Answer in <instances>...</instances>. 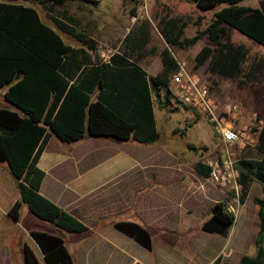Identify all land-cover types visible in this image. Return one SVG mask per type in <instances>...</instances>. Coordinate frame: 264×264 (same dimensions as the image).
<instances>
[{"label":"trees","instance_id":"obj_1","mask_svg":"<svg viewBox=\"0 0 264 264\" xmlns=\"http://www.w3.org/2000/svg\"><path fill=\"white\" fill-rule=\"evenodd\" d=\"M42 4H64L66 0H26ZM98 4L97 0H82ZM202 10H215L204 34L208 43L196 56L197 66L209 60L210 72L244 83L254 82L262 61H253L244 70L248 51L228 42L230 30H237L264 47V11L240 5L242 0H188ZM57 27L82 43L68 44L60 32L41 18L38 10L22 0H0V89L8 107H0V162L6 164L16 179L20 191L8 216L19 221L24 204L41 220L50 222L70 233H86L89 226L80 218L44 196L40 190L45 171L38 162L52 135L62 143H74L89 137H112L152 145L161 139L157 125L155 103L165 107L171 103L169 74L178 67L171 52L161 53L162 71L148 72L128 52H115L108 60L97 54V43L76 25L53 17ZM183 19L163 18L160 31L171 46L182 42ZM149 33L138 44L146 45ZM199 37H193L191 42ZM127 41L132 37L128 35ZM135 41V39H134ZM134 51V49H133ZM141 55V53H140ZM192 150H199L189 145ZM257 149L260 158H243L238 162L243 186L240 202L244 204L253 182H258L263 197L257 198L260 228L256 236L257 252L244 255L239 264H264V125L259 130ZM196 171L209 177L211 168L205 163L195 164ZM225 201L213 206L212 215L205 219L200 230L227 238L235 222V215ZM119 231L139 244L153 249L151 231L131 219H113ZM48 264H74L65 240L45 231L30 232ZM26 264H41L29 247L24 245ZM222 255L210 264H221ZM142 264V263H137Z\"/></svg>","mask_w":264,"mask_h":264},{"label":"rangeland","instance_id":"obj_2","mask_svg":"<svg viewBox=\"0 0 264 264\" xmlns=\"http://www.w3.org/2000/svg\"><path fill=\"white\" fill-rule=\"evenodd\" d=\"M97 1L98 4L95 5L82 0H66L64 4H42L22 0L26 5L35 7L43 21L60 32L68 44L75 47L82 45L75 37L62 32L52 16L76 25L78 30L92 38L97 43V54L101 58H108L112 53L120 51L128 52L142 62L149 61L150 75L156 73L158 69L162 70L161 53L168 49L178 66L184 64L199 76L202 83L207 84L219 112L228 103L240 105L239 98L244 93L250 94V105L255 108L246 110L241 105L240 109L233 113L229 119L236 128L242 131L246 127H252L253 136L258 137V131L264 125V94L261 95V90L264 93L263 77L259 81L244 83L242 75L237 79H232L210 72L209 60L201 66L196 64L197 54L208 43V35L204 33L213 19L215 10L203 11L195 4L183 0H152V9L149 5L147 6V0ZM160 1L165 3V6H162ZM172 17L183 19L182 42L175 46L167 43L160 31L161 19ZM144 30H148V41L140 49L139 54L138 50L128 49L127 44L130 41H127L126 37L130 35L132 39H135L143 35ZM236 33L243 39H248L240 32L236 31ZM230 34H234V31L230 30ZM193 37H199V39L191 42L190 39ZM258 46L264 51L263 46ZM257 47L255 45L247 47L249 54L243 64L244 70L248 67L254 54L255 56L261 54ZM177 68L169 74L170 86L172 75ZM258 104H260L259 107ZM155 111L158 128L161 132L159 142L142 145L130 140L128 144L123 145V151L127 154L136 151L135 153L140 158V163L134 167L132 172L128 171L127 175L120 177L121 179L118 181L115 180L117 183L125 179V183L131 180L130 184L125 186L127 188L124 189L122 185L114 184V181L86 197L85 203H90V206L92 203H135L125 214L120 216L139 222L141 208L138 207V203L159 202L164 206L159 211L163 218V227L176 224L179 228L182 226L181 222L188 223L186 222L188 220L191 221V228L198 230L202 221L212 215L213 206L219 201H225L228 210L235 215V222L229 236L224 238L201 230L199 233L208 238V248L215 254L214 257L222 255L221 264H239L242 256H254L258 249L256 236L260 228L259 207L255 199L263 197L261 185L258 182H253L247 192L246 202L238 203L237 200H234L235 193L228 189L222 190L219 185H215L208 178L201 176L195 169L196 163L206 164L209 158L216 157L221 147L209 120L190 107L176 101L173 97L171 103L163 108L155 103ZM257 142L254 146L248 144L238 157L240 159L260 158ZM189 145H195L199 147V150H192ZM117 149L106 150L103 154L101 151L94 162L85 169L84 176L96 175L98 171L107 168H118L119 165L114 163L119 154ZM148 170L151 173L158 170L166 174L163 179L166 185L161 188L151 176L141 174ZM145 177L149 179V182L141 183ZM117 185L119 188L116 187ZM18 190L17 188L16 193ZM195 203H200V206L196 207ZM187 209H194L195 212L187 214ZM175 217L176 222L172 220ZM34 224L39 229H52L54 233L66 239L71 235V233L51 226L49 222L33 215L30 220L28 218L22 220L20 228L13 223V229L22 230ZM90 225L94 226L92 220ZM3 227L2 223L0 231ZM151 233L155 244V254L158 255L162 254V244L174 245L179 239H185V237L179 236L183 234L180 231L169 233L166 230L151 228ZM183 235L187 237L186 234ZM196 244L204 245L201 236L196 239ZM217 249L221 250L216 253ZM42 263L46 264L43 260Z\"/></svg>","mask_w":264,"mask_h":264},{"label":"crops","instance_id":"obj_3","mask_svg":"<svg viewBox=\"0 0 264 264\" xmlns=\"http://www.w3.org/2000/svg\"><path fill=\"white\" fill-rule=\"evenodd\" d=\"M183 1L189 2L188 0ZM160 2L162 6H165V3L162 1ZM189 3L195 4L193 2ZM148 5L152 9V0H147V6ZM240 5L259 8L264 11V0H242ZM224 6L225 4H222L217 9ZM203 11L208 12V10ZM233 31L234 34H230L228 40L233 46H243L246 49L249 45L258 46V44L247 36L248 39H243L236 33L237 30L233 29ZM144 32H148V30H144L143 35L136 37L135 41L132 39L130 41L132 43L128 42V49L132 51L133 49H137L138 44L144 41ZM257 48L261 54L259 56H255L254 54L250 63L253 61L263 62L261 69L257 71L256 81H259L262 77L264 80V51L260 46ZM102 59L108 60V58ZM137 62L150 75V62H142L140 59H137ZM161 71L158 69L152 76L158 75ZM7 90L8 86L0 89V107H8L10 105L4 98V94ZM262 94L264 93L261 90V95ZM250 97V94L244 93L243 96L239 98L240 106L242 105L241 107L246 110L255 108L250 105ZM259 106L260 104H258V107ZM128 142L130 141H121L112 137H89L74 143H62L55 135L49 138L38 162V166L46 173L42 181L40 192L62 208L80 218L90 228L86 233H71L67 239L54 233L52 229H39L35 224L28 228H21L22 230L13 229V223L20 228L22 220L26 218L30 220L33 214L30 212L28 205L24 204L19 221H14L8 216L9 209L20 199V191L18 190L16 193V189L18 188L16 179L9 172L6 164L0 162V225L3 223L4 226L0 231V264H26L24 258L25 244L29 245L34 251L41 264H43L42 260L46 263L40 246L30 234L33 230L45 231L61 236L65 240L73 256L74 264H210L216 257H214L215 254H213V252L209 251L208 238H205L202 233H199L200 229L195 230L191 228V221L187 220L186 222L188 223H185V221L181 222L182 226L179 228L176 224L174 226H162L163 218L159 214V211L163 209V203H138V207L141 208V219L139 222L150 231L151 228L166 230L169 233L180 231V233L186 234L187 237L180 234L179 236L185 237L184 240L179 239L174 245L162 244L161 255L155 254L154 241L153 249L148 250L114 226L113 219L117 218L116 215L121 217V219L127 218L120 215L125 214L135 203H92V206L89 205L90 203H85L86 197L102 189L104 186L112 182L114 183L115 180L118 181L121 179L120 177L127 175L128 171L132 172L134 167L140 163V158L137 153H135L136 151L130 152L129 154L123 151V145L128 144ZM111 149H117V151H119L118 156H116L114 160L115 165H119V167L100 170L96 175L92 174L85 177V169L94 162L96 157L99 156V153L102 151L103 154L106 150L112 151ZM111 174L113 175L111 176ZM141 174L151 176L161 188H163V185H166V182L163 181L166 174L158 170L152 171V173L149 170L143 171ZM117 181H115L114 184H116ZM130 181L125 183V179L117 184L122 185L124 189H126L127 187L125 186L129 185ZM148 182L149 179H147V177L141 181V183ZM116 187L119 188L118 185ZM199 204L200 203H195L194 205L199 207ZM91 208H93L92 213ZM186 211L187 214L195 212L194 209H187ZM91 220L94 222V226L90 225ZM172 220L174 222L177 221L176 217L172 218ZM50 225L55 226L52 223H50ZM200 236L204 240V245L196 244V239ZM219 250L221 249H217L216 253ZM203 255H205V257H202Z\"/></svg>","mask_w":264,"mask_h":264},{"label":"built area","instance_id":"obj_4","mask_svg":"<svg viewBox=\"0 0 264 264\" xmlns=\"http://www.w3.org/2000/svg\"><path fill=\"white\" fill-rule=\"evenodd\" d=\"M170 88L176 101L203 115L211 123L221 147L218 155L209 158L206 163L211 168L208 179L222 190L228 189L235 193L234 200L240 203L243 186L237 167L241 160L238 156L248 144L254 146L258 141V137H254L251 132L252 127L242 131L230 121L229 117L240 109V105L228 103L222 113L219 112L207 84L202 83L199 76L184 64H180L173 73Z\"/></svg>","mask_w":264,"mask_h":264},{"label":"water","instance_id":"obj_5","mask_svg":"<svg viewBox=\"0 0 264 264\" xmlns=\"http://www.w3.org/2000/svg\"><path fill=\"white\" fill-rule=\"evenodd\" d=\"M45 259V258H44ZM46 263L48 264L47 260L45 259Z\"/></svg>","mask_w":264,"mask_h":264}]
</instances>
